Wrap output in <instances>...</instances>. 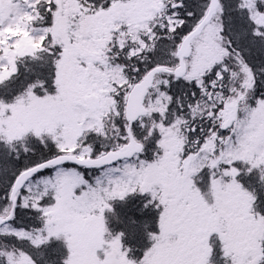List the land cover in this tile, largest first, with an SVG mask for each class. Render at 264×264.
Wrapping results in <instances>:
<instances>
[{"label": "snow or ice", "instance_id": "1", "mask_svg": "<svg viewBox=\"0 0 264 264\" xmlns=\"http://www.w3.org/2000/svg\"><path fill=\"white\" fill-rule=\"evenodd\" d=\"M0 264H264V0H0Z\"/></svg>", "mask_w": 264, "mask_h": 264}, {"label": "trees", "instance_id": "2", "mask_svg": "<svg viewBox=\"0 0 264 264\" xmlns=\"http://www.w3.org/2000/svg\"><path fill=\"white\" fill-rule=\"evenodd\" d=\"M119 207V206H117ZM116 213L125 220V223H127V218L129 215H136L135 209L131 208V205H120L119 208H117ZM136 218L139 220L141 219L138 215L136 216ZM125 225L124 224H118L117 225V229L116 230H120L122 228H124ZM127 230L129 232L132 231L131 227H128ZM138 230V229H137Z\"/></svg>", "mask_w": 264, "mask_h": 264}, {"label": "rangeland", "instance_id": "3", "mask_svg": "<svg viewBox=\"0 0 264 264\" xmlns=\"http://www.w3.org/2000/svg\"><path fill=\"white\" fill-rule=\"evenodd\" d=\"M116 205H119V203H117Z\"/></svg>", "mask_w": 264, "mask_h": 264}]
</instances>
